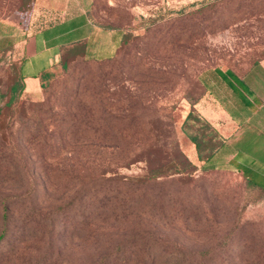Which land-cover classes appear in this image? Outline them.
I'll return each instance as SVG.
<instances>
[{
    "label": "rangeland",
    "instance_id": "1",
    "mask_svg": "<svg viewBox=\"0 0 264 264\" xmlns=\"http://www.w3.org/2000/svg\"><path fill=\"white\" fill-rule=\"evenodd\" d=\"M34 5L0 0V200L12 198L0 264H90L121 247L146 264L154 239L206 252L205 264H264V192L199 160L186 133L205 119L221 136L205 74L264 59V0H88L109 35L68 50L27 95L16 66L44 23ZM217 139L199 137L205 149Z\"/></svg>",
    "mask_w": 264,
    "mask_h": 264
},
{
    "label": "crops",
    "instance_id": "2",
    "mask_svg": "<svg viewBox=\"0 0 264 264\" xmlns=\"http://www.w3.org/2000/svg\"><path fill=\"white\" fill-rule=\"evenodd\" d=\"M87 4L88 0H35L33 19L43 18L44 23L20 40L18 64L24 94L41 90L44 78L58 69L65 49L85 44L89 53L96 33L109 35L95 31ZM3 23L16 25L9 20ZM96 48L105 49L103 42ZM205 89L206 104L215 106L207 109L210 119L220 110V119L227 123L217 128L222 143L213 159L264 189V59L242 70L216 69L205 74Z\"/></svg>",
    "mask_w": 264,
    "mask_h": 264
},
{
    "label": "trees",
    "instance_id": "3",
    "mask_svg": "<svg viewBox=\"0 0 264 264\" xmlns=\"http://www.w3.org/2000/svg\"><path fill=\"white\" fill-rule=\"evenodd\" d=\"M78 45H82L84 47L83 51H84V53H86L85 52V44H78ZM75 46H77V45H75ZM75 46L69 47L63 51L61 59H60V63L63 64V67L65 66V61H66L65 53L68 50L73 49ZM16 71H17V75L19 78L21 93L24 94V92H23L24 86H23V82H22L23 76H21L19 73V64L18 63L16 66ZM42 87H43V82H42L41 88ZM192 111L193 110H190L188 112L186 119L190 118V116L192 115ZM204 124L207 126L204 127V129L202 128L203 132L199 133L200 135H198V132L196 134H191L188 130H186V133L189 136L190 140L194 143V145L197 149L198 159L202 160L203 163H206V162L210 161V159L212 158L214 153L219 149V147L221 146L222 140L220 138L221 136H219L217 134L218 132L216 131V129L213 128V126L205 119H204ZM208 135H211V137L213 139H214V137H217V138H219V140L217 139L218 142L214 146H211L208 149H205V148L201 147V142L199 141V137L201 136V138L204 139V137L208 136ZM205 151L207 154H205ZM174 172H176V171L173 170L172 173H174ZM163 175H164V172L161 170V168H159V169H156L154 172H152L151 175L149 174L143 179L155 178V177L158 178V177H161ZM247 182H249L252 186L257 187L253 182H250V181H247ZM257 188L264 192L263 188H260V187H257ZM10 199H12V198L5 197V198H1V200H0V205L2 208V215H1L2 230L0 233V240H2L6 236V233L8 230L7 229V225H8L7 219H8V214H9V208L11 206L8 201H10ZM138 241H139L138 238H137V240L133 239L129 242V244H127L128 247L136 246V244H137V247H135V248L138 251V253L134 254L135 258H137L140 254L139 249H138L140 242H138ZM154 241H155V243L153 245L149 246L145 250V255L140 257V259H142V260L144 259V263L146 262V264H205L206 261H208L209 257H210V255H206V252H199L195 255L184 253L180 249H177V246L173 242H166V244H165V243H162L160 241H156L155 239H154ZM118 249H120V246L118 247ZM123 249L124 248L121 247V249L118 253H115V252L105 253V254L101 255V257L96 262L90 263V264H129V257L124 256ZM146 252H147V254H146Z\"/></svg>",
    "mask_w": 264,
    "mask_h": 264
}]
</instances>
